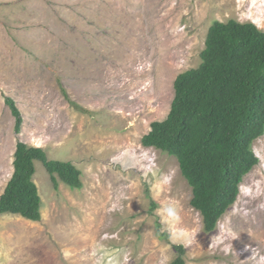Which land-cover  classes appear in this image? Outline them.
Here are the masks:
<instances>
[{
    "label": "rangeland",
    "instance_id": "374dc122",
    "mask_svg": "<svg viewBox=\"0 0 264 264\" xmlns=\"http://www.w3.org/2000/svg\"><path fill=\"white\" fill-rule=\"evenodd\" d=\"M229 19L263 28L264 0H0V195L17 141L71 162L82 182L55 189L35 161L41 218L0 214V264H169L173 244L185 264H264V134L211 232L176 158L141 144L210 24Z\"/></svg>",
    "mask_w": 264,
    "mask_h": 264
},
{
    "label": "trees",
    "instance_id": "16d2710c",
    "mask_svg": "<svg viewBox=\"0 0 264 264\" xmlns=\"http://www.w3.org/2000/svg\"><path fill=\"white\" fill-rule=\"evenodd\" d=\"M200 58L197 67L177 74L166 117L150 123L141 144L176 158L191 187L190 204L199 211L203 230L211 232L236 200L243 177L258 163L252 143L264 134V27L214 20ZM4 101L19 132L21 112L13 98L5 96ZM35 161L43 164L55 189L58 179L82 187L81 171L71 162L48 159L42 148L17 141L0 214L40 220ZM158 236L168 238L164 232ZM172 246L176 256L169 264H185L182 245Z\"/></svg>",
    "mask_w": 264,
    "mask_h": 264
}]
</instances>
